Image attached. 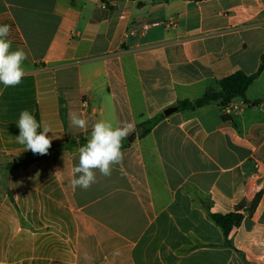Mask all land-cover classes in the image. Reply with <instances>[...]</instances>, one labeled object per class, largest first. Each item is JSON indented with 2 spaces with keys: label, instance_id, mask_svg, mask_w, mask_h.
<instances>
[{
  "label": "crops",
  "instance_id": "crops-1",
  "mask_svg": "<svg viewBox=\"0 0 264 264\" xmlns=\"http://www.w3.org/2000/svg\"><path fill=\"white\" fill-rule=\"evenodd\" d=\"M3 24L28 59L20 85H0V264H264V71L230 121L219 103L165 115L258 71L264 0H0ZM23 110L54 139L15 168L37 155L16 141ZM99 119L135 131L110 177L73 188ZM258 196L228 237L210 218Z\"/></svg>",
  "mask_w": 264,
  "mask_h": 264
},
{
  "label": "clouds",
  "instance_id": "clouds-1",
  "mask_svg": "<svg viewBox=\"0 0 264 264\" xmlns=\"http://www.w3.org/2000/svg\"><path fill=\"white\" fill-rule=\"evenodd\" d=\"M10 31V25H0V85L4 88H14L23 82L24 62L28 59L23 49H12V41L7 38ZM2 93L3 90L0 89V94ZM69 120L73 126L85 132L89 131L88 121L81 115L70 113ZM17 126L19 135L16 141L24 146L23 151L30 150L38 155L48 154L54 135L48 136L52 129L47 122H38L30 111L23 110L19 114ZM134 131V125L130 122L114 125L109 120L99 119L93 123L87 142L77 149L78 164L71 170V186L84 190L90 188L96 182L97 172L104 177H110L114 167L123 162V141Z\"/></svg>",
  "mask_w": 264,
  "mask_h": 264
},
{
  "label": "trees",
  "instance_id": "trees-1",
  "mask_svg": "<svg viewBox=\"0 0 264 264\" xmlns=\"http://www.w3.org/2000/svg\"><path fill=\"white\" fill-rule=\"evenodd\" d=\"M193 1H203V0H193ZM264 71V56L262 57L261 65L258 71L253 75H247L244 72H236L231 76L225 77L219 81V91L209 90L202 97L196 100H182L176 104V108L179 111H188V110H197L208 106L213 103H219L222 108L228 106L232 101L236 99H244L247 102V92L249 87L256 81V79ZM164 116H160L148 123L147 126L148 132L153 126H155ZM225 121H230V118L227 115L223 116ZM68 145H74L73 142H68ZM128 144L123 142V148H126ZM44 155H36L30 161L23 164L12 165L15 168H24L28 163L42 158ZM259 196L256 198L254 204L250 208H245L243 205H239L236 209L228 214H211L210 218L216 225L221 228L224 235L228 237L233 229L238 228L245 215H252L256 205L258 203Z\"/></svg>",
  "mask_w": 264,
  "mask_h": 264
},
{
  "label": "built area",
  "instance_id": "built-area-1",
  "mask_svg": "<svg viewBox=\"0 0 264 264\" xmlns=\"http://www.w3.org/2000/svg\"><path fill=\"white\" fill-rule=\"evenodd\" d=\"M102 8L104 10H106V9H108V5L106 3H103L102 4ZM126 18H127V15L126 14H122L121 19H126ZM161 26L168 27V26H170V24H162V23H159V22H152V23L145 22V23L142 24V30L144 32H146V31H148L150 29L158 28V27H161ZM234 109H238V107L237 106H233L232 104H229L228 106L223 108L225 115L229 114Z\"/></svg>",
  "mask_w": 264,
  "mask_h": 264
},
{
  "label": "water",
  "instance_id": "water-1",
  "mask_svg": "<svg viewBox=\"0 0 264 264\" xmlns=\"http://www.w3.org/2000/svg\"><path fill=\"white\" fill-rule=\"evenodd\" d=\"M176 111H178V108H176V107L175 108H170L169 110L166 111L165 115L166 116H170L172 113H174ZM139 131H141V130H139ZM134 139H135V136H132L128 140H129V142H132Z\"/></svg>",
  "mask_w": 264,
  "mask_h": 264
}]
</instances>
